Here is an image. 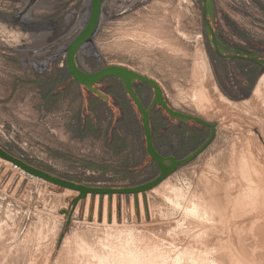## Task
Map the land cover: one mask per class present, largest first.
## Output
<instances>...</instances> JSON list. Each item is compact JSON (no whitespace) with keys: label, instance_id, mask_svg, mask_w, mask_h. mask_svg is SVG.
Here are the masks:
<instances>
[{"label":"rangeland","instance_id":"374dc122","mask_svg":"<svg viewBox=\"0 0 264 264\" xmlns=\"http://www.w3.org/2000/svg\"><path fill=\"white\" fill-rule=\"evenodd\" d=\"M92 1L0 0V146L79 184L136 186L160 172L136 105L119 79L98 85L106 101L66 64ZM214 1L219 31L264 57V0ZM77 60L87 72L118 64L153 78L176 109L217 122L215 138L146 192L76 205L77 190L0 157V264H264V87L254 91L264 70L216 53L202 2L105 0ZM197 91L211 100L203 113ZM163 117L153 138L166 156L185 157L211 132Z\"/></svg>","mask_w":264,"mask_h":264},{"label":"water","instance_id":"95a60500","mask_svg":"<svg viewBox=\"0 0 264 264\" xmlns=\"http://www.w3.org/2000/svg\"><path fill=\"white\" fill-rule=\"evenodd\" d=\"M202 2L203 21L205 27L206 36L215 49L216 53L224 58L229 59H244L250 61L253 64L259 65L264 70V57L249 48L242 47L239 45H232L225 41L216 29V11L214 0H200ZM105 0H93L91 5L90 18L85 25L84 29L70 42L66 52V64L70 75L73 79L83 85L89 92L102 97L104 100H108L109 96L106 92L99 89L98 85L108 78H117L124 85L126 92L137 106L141 113V120L143 122V129L146 138V151L151 159L159 167V174L152 180L136 185L127 187H99V186H88L85 184H79L71 180L64 179L62 177L50 174L44 170L34 167L24 160L17 158L2 146H0V157L12 162L14 165L22 168L24 171L44 178L54 184L60 185L61 187L70 188L77 190L79 195L73 200V204L92 194L93 196L100 194L104 196L108 194L112 196L114 194H134L137 196L140 192H146L160 184L169 175L175 172L181 165L187 164L199 156L214 140L216 135L217 122H209L208 120L184 111L176 109L171 105L166 98L162 87L153 78L141 74L124 65H107L94 72H87L83 70L77 60V56L80 49L88 43L94 36L102 15V8ZM137 81L148 83L154 89V100L149 108H145L144 104L137 95L134 85ZM153 105L161 106L172 119L178 121H194L203 126H209L211 132L209 136L201 143L195 150L182 158H177L175 155H163L156 148L154 143V131L151 123V107Z\"/></svg>","mask_w":264,"mask_h":264},{"label":"flooded vegetation","instance_id":"af4514ba","mask_svg":"<svg viewBox=\"0 0 264 264\" xmlns=\"http://www.w3.org/2000/svg\"><path fill=\"white\" fill-rule=\"evenodd\" d=\"M126 12V10L124 11ZM123 12V13H124ZM220 23V25L222 24L223 20L220 18V16L218 15V13L216 12V29L218 30V32L220 33V35L223 37V39L225 41H227L228 43L232 44V45H238V40H232L227 34H225V36L222 34L223 31H219L218 28V24ZM221 28L223 29V26H221ZM124 87V85H123ZM135 91L137 93V95L139 96L140 100L142 101V103L144 104L145 108H149L152 105V102L154 100V89L146 82H142V81H137L134 85ZM125 90V87H124ZM125 93L128 95V93L125 90ZM129 96V95H128ZM130 98V96H129ZM148 98H150V100L148 101ZM130 100L133 102V100L130 98ZM134 103V102H133ZM135 104V103H134ZM137 107V106H136ZM124 107L122 106V109ZM138 109V108H137ZM139 111V110H138ZM164 112H166L161 106L159 105H153L151 107V111H150V115H151V123H152V127H153V131L155 134V131L158 128H162L163 124H164ZM140 113V112H139ZM141 115V113H140ZM142 117V116H141ZM189 121H181L179 124L182 125L183 123H187ZM204 128H209L211 131V128L209 126H203ZM195 130H192L191 135L194 133ZM155 143V142H154ZM156 145V144H155ZM157 146V145H156ZM157 148V147H156ZM158 149V148H157ZM159 150V149H158ZM176 156V155H175ZM177 158H179L178 156H176ZM159 168V167H158Z\"/></svg>","mask_w":264,"mask_h":264},{"label":"bare ground","instance_id":"6f19581e","mask_svg":"<svg viewBox=\"0 0 264 264\" xmlns=\"http://www.w3.org/2000/svg\"><path fill=\"white\" fill-rule=\"evenodd\" d=\"M262 87H264V73L262 74V76L260 77V79H259V81H258V84H257V86H256V88H255V92L257 91H259V94H260V90H261V88ZM208 89V88H207ZM263 89V88H262ZM198 90V89H197ZM196 91V90H195ZM205 91V90H204ZM194 92V91H193ZM256 92V93H257ZM223 96V95H222ZM192 99L194 98V106H195V108L196 109H198L199 111H202V113L203 112H205V111H207V109L208 108H210L211 107V105L209 106V103H210V97L208 96V95H206V93L204 94V92H196L195 94H193V97H191ZM216 98V97H215ZM222 98V97H221ZM224 99V98H223ZM219 100V99H218ZM228 101H230V100H228ZM232 101V100H231ZM222 103V102H221ZM229 103V102H228ZM233 103V102H232ZM212 104V103H211ZM238 105V104H237ZM222 106V105H221ZM221 106H218L219 108H220V111L221 112H223V113H227V111H228V109H227V107H221ZM234 106V105H233ZM195 109V110H196ZM232 110V109H231ZM252 155V154H251ZM178 195V194H177ZM80 244H81V242H80ZM83 244V243H82ZM79 250V249H78ZM84 250V249H83ZM88 250H90V249H88ZM78 252V251H77ZM85 252V251H84ZM122 252V251H121ZM131 252V251H130ZM79 253V252H78ZM123 254V253H122ZM131 254V253H130ZM132 255V254H131ZM83 256V255H82ZM85 256V255H84ZM89 256V255H88ZM104 257V256H103ZM131 257V256H130ZM153 257V256H152ZM155 257V256H154ZM128 258V257H127ZM127 258H125L126 260H127ZM135 258H137L136 256H135ZM96 259V258H95ZM98 259V258H97ZM105 259H106V257H105ZM85 260H86V258H85ZM93 260V259H92ZM99 260V259H98ZM112 260V259H111ZM134 260V259H133ZM153 260V259H152ZM115 261V260H114ZM83 262H85V261H83ZM99 262V261H98ZM139 262H141V261H139ZM144 262H146V261H144ZM81 263V262H80ZM86 263V262H85ZM84 263V264H85ZM115 263V262H114ZM133 263V262H132ZM78 264H79V261H78ZM89 264H91V262L89 263ZM93 264V263H92ZM97 264V263H96ZM109 264V263H108Z\"/></svg>","mask_w":264,"mask_h":264},{"label":"trees","instance_id":"16d2710c","mask_svg":"<svg viewBox=\"0 0 264 264\" xmlns=\"http://www.w3.org/2000/svg\"><path fill=\"white\" fill-rule=\"evenodd\" d=\"M196 132H197V131L195 130V131H194V135H193V137H195Z\"/></svg>","mask_w":264,"mask_h":264},{"label":"built area","instance_id":"2783aa9c","mask_svg":"<svg viewBox=\"0 0 264 264\" xmlns=\"http://www.w3.org/2000/svg\"><path fill=\"white\" fill-rule=\"evenodd\" d=\"M17 166V165H16Z\"/></svg>","mask_w":264,"mask_h":264}]
</instances>
